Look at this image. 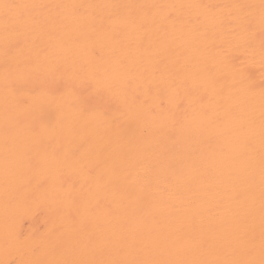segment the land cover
I'll return each mask as SVG.
<instances>
[{"label":"bare ground","instance_id":"1","mask_svg":"<svg viewBox=\"0 0 264 264\" xmlns=\"http://www.w3.org/2000/svg\"><path fill=\"white\" fill-rule=\"evenodd\" d=\"M0 264H264V0H0Z\"/></svg>","mask_w":264,"mask_h":264}]
</instances>
